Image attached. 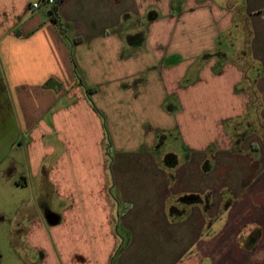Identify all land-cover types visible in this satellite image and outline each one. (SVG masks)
Segmentation results:
<instances>
[{"label": "crops", "instance_id": "crops-1", "mask_svg": "<svg viewBox=\"0 0 264 264\" xmlns=\"http://www.w3.org/2000/svg\"><path fill=\"white\" fill-rule=\"evenodd\" d=\"M52 6L0 0L13 264H264V0Z\"/></svg>", "mask_w": 264, "mask_h": 264}, {"label": "trees", "instance_id": "trees-1", "mask_svg": "<svg viewBox=\"0 0 264 264\" xmlns=\"http://www.w3.org/2000/svg\"><path fill=\"white\" fill-rule=\"evenodd\" d=\"M63 2V0H54V4L52 6V8L49 11V15L51 18L52 23L57 27V29L64 34V31L61 27V23L59 21L58 15H57V8L59 7V5H61V3ZM82 86V85H81ZM91 91L90 90H85V93L88 95ZM88 102L90 103V105L93 107L90 99L88 98ZM94 108V107H93ZM109 139L106 136L105 138V148L109 149Z\"/></svg>", "mask_w": 264, "mask_h": 264}, {"label": "rangeland", "instance_id": "rangeland-1", "mask_svg": "<svg viewBox=\"0 0 264 264\" xmlns=\"http://www.w3.org/2000/svg\"><path fill=\"white\" fill-rule=\"evenodd\" d=\"M35 4H39V2L37 1ZM109 148L111 147V143H110V140H109ZM2 239L3 238H1L0 239V249H1V253H0V258L2 259V260H4L2 263H0V264H13V262H12V258L9 256L10 255V253H8V252H6V250H5V244L2 242V244H1V241H2ZM9 254V255H8Z\"/></svg>", "mask_w": 264, "mask_h": 264}, {"label": "built area", "instance_id": "built-area-1", "mask_svg": "<svg viewBox=\"0 0 264 264\" xmlns=\"http://www.w3.org/2000/svg\"><path fill=\"white\" fill-rule=\"evenodd\" d=\"M46 3L48 4V5H53L54 4V0H46ZM37 7H38V4H33L32 6H31V9H37Z\"/></svg>", "mask_w": 264, "mask_h": 264}]
</instances>
